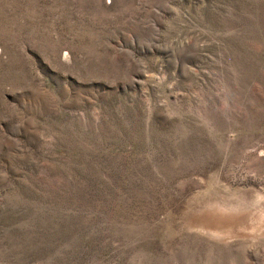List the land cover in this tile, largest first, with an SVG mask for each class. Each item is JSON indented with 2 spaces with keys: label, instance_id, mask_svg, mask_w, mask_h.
<instances>
[{
  "label": "rangeland",
  "instance_id": "obj_1",
  "mask_svg": "<svg viewBox=\"0 0 264 264\" xmlns=\"http://www.w3.org/2000/svg\"><path fill=\"white\" fill-rule=\"evenodd\" d=\"M0 264H264V0H0Z\"/></svg>",
  "mask_w": 264,
  "mask_h": 264
}]
</instances>
